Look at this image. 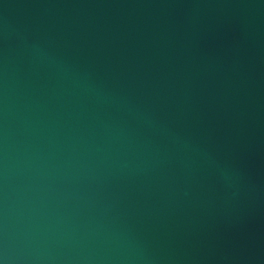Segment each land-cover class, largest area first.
<instances>
[{"label": "water", "instance_id": "water-1", "mask_svg": "<svg viewBox=\"0 0 264 264\" xmlns=\"http://www.w3.org/2000/svg\"><path fill=\"white\" fill-rule=\"evenodd\" d=\"M0 264H264V0H0Z\"/></svg>", "mask_w": 264, "mask_h": 264}]
</instances>
